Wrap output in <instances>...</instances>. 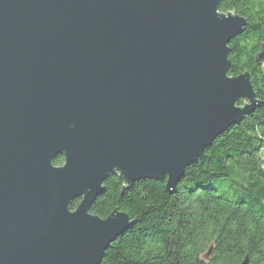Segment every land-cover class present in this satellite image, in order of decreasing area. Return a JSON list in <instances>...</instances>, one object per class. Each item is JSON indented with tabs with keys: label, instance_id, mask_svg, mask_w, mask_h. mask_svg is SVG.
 <instances>
[{
	"label": "water",
	"instance_id": "95a60500",
	"mask_svg": "<svg viewBox=\"0 0 264 264\" xmlns=\"http://www.w3.org/2000/svg\"><path fill=\"white\" fill-rule=\"evenodd\" d=\"M220 2L0 0V264H99L131 225L90 212L108 175L173 194L254 111L249 73L228 74L246 21Z\"/></svg>",
	"mask_w": 264,
	"mask_h": 264
},
{
	"label": "trees",
	"instance_id": "16d2710c",
	"mask_svg": "<svg viewBox=\"0 0 264 264\" xmlns=\"http://www.w3.org/2000/svg\"><path fill=\"white\" fill-rule=\"evenodd\" d=\"M218 8L246 21L228 43V74L247 71L259 105L185 168L173 194L165 190V179L138 180L122 192L123 181L108 175L90 212L105 218L118 207L131 225L99 264H239L246 255L248 264H264V60H257L264 0H221ZM62 162L58 156L53 164Z\"/></svg>",
	"mask_w": 264,
	"mask_h": 264
},
{
	"label": "flooded vegetation",
	"instance_id": "af4514ba",
	"mask_svg": "<svg viewBox=\"0 0 264 264\" xmlns=\"http://www.w3.org/2000/svg\"><path fill=\"white\" fill-rule=\"evenodd\" d=\"M75 201L78 203L79 199L74 200L73 202H75ZM73 202H72V204H73ZM77 203H76V205H77ZM71 207H72V205H71ZM71 209H73V208H71Z\"/></svg>",
	"mask_w": 264,
	"mask_h": 264
},
{
	"label": "rangeland",
	"instance_id": "374dc122",
	"mask_svg": "<svg viewBox=\"0 0 264 264\" xmlns=\"http://www.w3.org/2000/svg\"><path fill=\"white\" fill-rule=\"evenodd\" d=\"M262 157H263V160H264V150L262 151Z\"/></svg>",
	"mask_w": 264,
	"mask_h": 264
}]
</instances>
